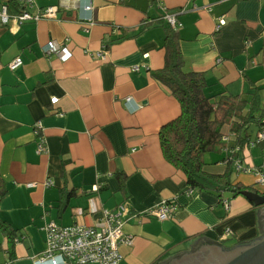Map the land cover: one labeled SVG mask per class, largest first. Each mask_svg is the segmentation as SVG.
<instances>
[{"label": "crops", "instance_id": "0c3cea01", "mask_svg": "<svg viewBox=\"0 0 264 264\" xmlns=\"http://www.w3.org/2000/svg\"><path fill=\"white\" fill-rule=\"evenodd\" d=\"M58 4L36 0L24 10L35 15ZM93 6V22L83 20L81 10L59 8L56 19L0 24V181L8 189L0 220L15 232L11 258L0 230V264H36L50 222L101 227L104 211L119 208L124 232L134 238L133 246L120 247V264H165L201 244L230 249L263 237L260 208L244 196L232 199L228 211L215 195L189 196L184 174L165 160L159 137L181 107L153 74L165 63L162 19L178 12L185 71L205 74L208 96L250 101L258 92L264 110V0H93ZM221 18L227 24L216 31ZM51 41L72 57L45 56ZM17 57L23 66L11 71L8 64ZM257 132L252 126V138ZM225 133L233 136L229 126ZM41 138L46 150L39 154ZM262 153L256 147L239 154L248 172L233 165V180L255 185L260 194L250 170ZM225 157L208 155L209 171L223 174ZM118 172L127 175L124 188ZM170 201L177 205L171 219L150 217Z\"/></svg>", "mask_w": 264, "mask_h": 264}, {"label": "trees", "instance_id": "16d2710c", "mask_svg": "<svg viewBox=\"0 0 264 264\" xmlns=\"http://www.w3.org/2000/svg\"><path fill=\"white\" fill-rule=\"evenodd\" d=\"M0 5H7L11 15L22 14L27 6L19 0H8ZM161 25L164 26L166 34L163 46L165 63L164 67L153 75L181 107L180 116L164 125L159 132L165 160L184 174L186 185L193 193L197 191L212 194L221 202L223 200L231 202L244 191L258 192L255 185L247 187L233 180V165L234 170L238 172L234 162L237 158L241 159L239 154L244 148H250L249 140L252 138L250 129L252 130V126H257L259 130L261 126L264 110L261 108L259 93L256 92L250 101L231 94L208 96L205 74L185 71L186 60L181 49L179 30L172 28L164 18ZM143 29L146 27L141 31ZM228 126L234 138L231 137L229 150L226 142L223 141L227 135L225 128ZM237 146L240 147V153H231V150ZM222 153L226 155L222 160L226 164L225 172L211 173L206 157L210 154ZM117 177L124 188L127 175L118 172ZM7 193V187L0 181V201L7 196ZM65 197L69 202L74 197L73 191L65 194ZM0 230L8 237V251L10 257L14 258V230H11V225L1 220Z\"/></svg>", "mask_w": 264, "mask_h": 264}, {"label": "built area", "instance_id": "2783aa9c", "mask_svg": "<svg viewBox=\"0 0 264 264\" xmlns=\"http://www.w3.org/2000/svg\"><path fill=\"white\" fill-rule=\"evenodd\" d=\"M22 4L32 5L36 0H19ZM59 8L69 9L75 8L82 12V19L85 21H94V6L93 0H59V4L51 6L41 11L38 14H32L28 11H23L22 14L11 15L7 5H0V24L8 25L11 21L21 25L26 22H38L43 19H56ZM184 12V11H182ZM165 21L174 29L181 28V22L178 20V12H166ZM227 22L221 18L216 26V31H220ZM264 34V30H263ZM44 54L47 57L56 55L63 62L68 61L72 54L66 46H60L56 41L49 42L44 48ZM107 54L106 46L100 56ZM23 66V60L20 57L15 58L8 64L11 71H16ZM138 69V68H135ZM58 98L51 100L53 105L58 104ZM126 103H133L131 97L126 98ZM140 108L136 106V109ZM261 126L254 138L249 140V147H263V157L259 166L250 170L251 174L256 175L257 184L264 187V117L261 121ZM38 125L36 130H40ZM231 137L226 135L223 139L226 142L227 150H229V142ZM45 138L39 140L37 153L45 152ZM240 151V147H235L231 153L235 154ZM235 166L238 172H248L245 169L241 159L235 160ZM52 183H47L51 186ZM189 196L193 191L188 192ZM224 208L230 209V200H223ZM177 211L175 201L162 202L157 208L150 210L149 215L160 221L171 219ZM124 208H119L117 211H104V222L101 227H87L82 225L62 226L56 222L48 223L44 231L46 233V250L41 256L36 258V264H120L123 256L120 254V247H131L134 243V238L124 232ZM228 235H233L229 229Z\"/></svg>", "mask_w": 264, "mask_h": 264}, {"label": "water", "instance_id": "95a60500", "mask_svg": "<svg viewBox=\"0 0 264 264\" xmlns=\"http://www.w3.org/2000/svg\"><path fill=\"white\" fill-rule=\"evenodd\" d=\"M242 196L260 208L259 216L264 220V196L252 191H244ZM169 261L165 264H264V235L249 244L238 245L231 249L220 244H201L198 249Z\"/></svg>", "mask_w": 264, "mask_h": 264}, {"label": "rangeland", "instance_id": "374dc122", "mask_svg": "<svg viewBox=\"0 0 264 264\" xmlns=\"http://www.w3.org/2000/svg\"><path fill=\"white\" fill-rule=\"evenodd\" d=\"M207 157H208V156H207ZM258 188L261 189L260 191H263V190H264V189H263L264 187H258Z\"/></svg>", "mask_w": 264, "mask_h": 264}, {"label": "flooded vegetation", "instance_id": "af4514ba", "mask_svg": "<svg viewBox=\"0 0 264 264\" xmlns=\"http://www.w3.org/2000/svg\"><path fill=\"white\" fill-rule=\"evenodd\" d=\"M230 249H231V248H230ZM196 256L201 257L200 255H196ZM173 259H174V258H173ZM173 259H171L170 261H172ZM182 260H183V259H182ZM170 261H169V262H170Z\"/></svg>", "mask_w": 264, "mask_h": 264}]
</instances>
